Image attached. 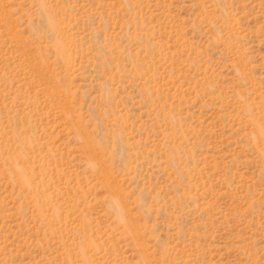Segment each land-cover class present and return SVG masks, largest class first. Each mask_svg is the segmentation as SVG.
<instances>
[{"label": "rangeland", "instance_id": "1", "mask_svg": "<svg viewBox=\"0 0 264 264\" xmlns=\"http://www.w3.org/2000/svg\"><path fill=\"white\" fill-rule=\"evenodd\" d=\"M0 264H264V0H0Z\"/></svg>", "mask_w": 264, "mask_h": 264}]
</instances>
